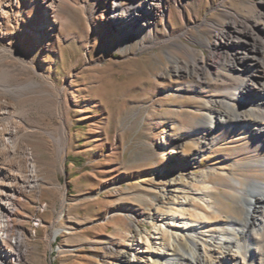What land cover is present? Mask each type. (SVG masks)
<instances>
[{
    "label": "rangeland",
    "instance_id": "obj_1",
    "mask_svg": "<svg viewBox=\"0 0 264 264\" xmlns=\"http://www.w3.org/2000/svg\"><path fill=\"white\" fill-rule=\"evenodd\" d=\"M22 1L24 7L16 10V18L10 12L1 28L0 45L14 34L43 25V5L37 2L32 7L34 0ZM83 1L59 2L61 27L42 46L28 34L21 44L28 58L66 91L63 108L70 140L64 169L48 135L62 124L59 99L52 96L56 92L11 54L0 58V66L15 68L25 82H39L35 94L23 99L0 96L17 107L30 108L24 120L31 127L28 140L41 180L33 196L27 195L18 218L27 241L26 249H19V264H120V254L132 243L136 226H148L144 217L154 214L172 183L180 184L177 177L198 180L203 172H210L208 181L217 189L211 198L215 209L200 205L199 210H189L191 219L210 223L241 218L236 209L240 204L229 197L231 179H239L242 190L249 193V186L264 192V143L249 131L218 128L213 133L217 145L197 167L171 163V149L163 143L165 136L172 135L176 147V138L184 127H196L208 103L229 111L220 98L234 96H228L223 86L175 70L191 66L194 57L208 56L215 49L217 31L227 30L236 13L249 16L252 9H261V0H181L190 34L145 50L140 46L150 41L148 37L112 40L98 14L91 20L85 15ZM86 1L92 12H99L97 0ZM179 11L173 4L169 13L173 30L184 27ZM89 29H95L91 40H87ZM64 34H71V39L64 40ZM157 34L170 36L165 20ZM208 39L210 48L202 43ZM215 67L217 72L228 69L220 63ZM201 140L186 143L182 150L187 155L202 153ZM203 210L208 218H201ZM153 229L152 224L147 230ZM254 245L260 247L261 257L250 263L264 264V226Z\"/></svg>",
    "mask_w": 264,
    "mask_h": 264
},
{
    "label": "bare ground",
    "instance_id": "obj_2",
    "mask_svg": "<svg viewBox=\"0 0 264 264\" xmlns=\"http://www.w3.org/2000/svg\"><path fill=\"white\" fill-rule=\"evenodd\" d=\"M60 1H32V7L38 5L37 2L43 5L46 15L43 25L12 35L0 45V58L11 54L22 67L31 68L56 92L48 93L59 99L62 124L57 130L49 131L48 135L54 142L59 159L63 161L64 169L70 140L63 108L66 91L58 88L56 82L28 58L21 45L26 38L24 34L35 39L39 46L43 45L45 39L57 34L61 27L57 15ZM97 1L98 13L90 10L86 0L83 1V11L90 20L98 14L112 40L120 41V38L126 37L129 42L130 36L148 37L150 41L140 46L141 50H145L190 34L191 24L186 20L181 0ZM260 2L261 9H252L249 16L236 13L227 30L217 31L215 49L208 56L194 57L191 66L177 67L175 70L223 86V91L234 98H220V103L229 111L215 109L207 101L196 127H184V133L176 138V147L173 148L172 135L164 137L163 143L171 149V163L188 162L197 167L204 155L217 145L218 139L213 137V133L218 128L249 131L264 143V0ZM173 4L180 9V18L184 23V27L177 30H173L169 22ZM23 7L22 0H0V30L10 12L15 19L16 10ZM163 20L170 36L160 38L157 27H162ZM93 31L95 29L87 31V40H91ZM63 39L70 40L71 34H64ZM202 43L206 48L211 46L209 39ZM184 46L181 44V47ZM217 63L226 65V72H217ZM38 85L39 82L35 81L25 82L19 71L10 65L0 66V96L2 93L23 99L34 93ZM29 111L27 106L17 107L8 100L0 99V264H8L10 260L19 264L22 258L19 249L25 248L27 241L24 231L19 229L18 218L23 203L29 200V195L33 196L41 184L35 153L28 140L32 134L29 131L31 127L24 120ZM199 139H202L203 152L185 154L182 150L185 144L197 143ZM209 176V171L203 172L198 180L175 176L180 184L172 183V190L163 192L154 214L144 217L146 225H154L153 231H148V226L138 224L132 243L124 247L120 254V264H251L250 261L261 257V249L254 245V241L264 226V223L261 225L264 220L263 191L256 192L250 186V193L242 190L243 183L233 178L229 197L240 204L236 209L241 218H228L216 223L191 219L190 209L199 210L201 206L215 209L211 198L217 189L208 181ZM252 186L263 187L258 183ZM246 192L247 198L244 197ZM201 212L202 219L209 216L207 211ZM58 233L56 231L53 238ZM128 253L132 255L128 257Z\"/></svg>",
    "mask_w": 264,
    "mask_h": 264
}]
</instances>
